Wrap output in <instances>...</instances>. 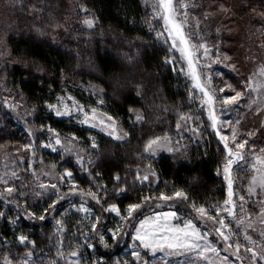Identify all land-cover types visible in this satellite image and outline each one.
<instances>
[{"label": "trees", "instance_id": "1", "mask_svg": "<svg viewBox=\"0 0 264 264\" xmlns=\"http://www.w3.org/2000/svg\"><path fill=\"white\" fill-rule=\"evenodd\" d=\"M186 1L199 0H174V8L182 12ZM211 1L192 8L195 20L214 10ZM218 1L233 7L244 50L264 39V0ZM0 3V40L11 60L0 79V142L7 147L0 159V264H66L73 253L81 264H140L136 254H145L132 230L148 213L172 209L202 228L197 209L209 217L222 210L225 152L170 49L155 0ZM63 106L69 114L57 116ZM92 109L115 119L126 140L81 123L82 111ZM53 136L83 149L88 162L43 148ZM161 137L180 154H142L146 141ZM41 165L64 172L47 194ZM178 191L183 203L160 199ZM131 205L140 207L129 216Z\"/></svg>", "mask_w": 264, "mask_h": 264}, {"label": "rangeland", "instance_id": "2", "mask_svg": "<svg viewBox=\"0 0 264 264\" xmlns=\"http://www.w3.org/2000/svg\"><path fill=\"white\" fill-rule=\"evenodd\" d=\"M155 1L157 4V16L161 20L170 49L177 56L182 72L188 80L196 100L203 111L205 123L215 130L224 149L225 160L220 170V175L224 180L226 199L221 205L222 210L218 209V211L210 215L211 218L208 215H201L199 213L202 228L196 224L194 216L187 217V215L178 213L172 209L155 210L148 213L134 225L132 230V240L139 245L145 254H136V259L140 264H264V216H261V210L264 209V189L257 187L256 194L254 195H250L248 192V189L252 187V177H259L261 172L264 171V168L257 163L258 157L264 159V151H261L264 149V87H258V85L264 84V76L260 75V69L264 68V39H258L255 46L244 50L238 40L239 36L237 37V34L241 31L234 22L233 7L221 1L217 2V0H212L209 3L214 7V10H207V14H203L199 20H195L194 15H191V13L193 12L192 8L195 13L198 12V8H204V4H200V0L197 2L190 1L191 3L186 1V7H183L184 10L182 12H178L176 6L174 8L173 0V8L176 14L174 22L167 25L168 30L166 31L163 19L164 10L160 8L158 0ZM191 5L192 7L190 8ZM2 7L3 4L1 5L0 3V9ZM218 13L224 17L223 21L210 18V15L216 17ZM80 15L83 23L90 19L83 18V11H81ZM177 24L181 26L186 43H181L180 36L177 34L175 28ZM200 25L202 28H198ZM201 29L202 34L198 31ZM169 32H171V35ZM258 32L264 37V27L258 28ZM225 34L231 38L228 40ZM232 37H234V40H232ZM174 42L177 45L176 48L172 47ZM180 49L185 50L183 56ZM205 49L208 51L205 52ZM7 53V46L0 40V63L2 62V66L0 65V79L1 75H4V71H6L4 69V65L6 66L5 61H11ZM189 53L191 54L190 56ZM189 59L192 60L195 75L199 78L198 81L192 78L191 73L193 69L189 68ZM250 78L252 80V87L256 90L245 93L236 104H225V97L235 96L236 92H244L248 87ZM197 82L214 97L211 105L203 103V101L207 100V97H205L199 88L193 86ZM70 109L63 106L59 111L68 113ZM210 112L214 113L216 117L215 129L212 127V120L209 118ZM81 115L83 121L87 118L86 125L98 129L116 141L123 142L126 140L127 137L119 127L117 121L106 113L92 109L82 111ZM25 130L29 135L31 134L32 138L35 136L33 129L26 128ZM234 131L235 141L233 140ZM117 136L121 137V139H116L115 137ZM221 136H225L228 139L222 141L220 139ZM164 138L161 137L159 144L154 146L155 154L145 151V146L150 140L146 141L141 147L142 154L155 158L161 154L175 151V144L169 138ZM57 140L60 141L59 144L56 143ZM243 141H247L245 147L243 149L238 148L237 143ZM225 143L232 150L234 154L232 157L228 156V149L224 146ZM43 148L45 147L43 146ZM6 149V145L0 142V159H2V156L6 158ZM50 149L61 152L64 158H69L77 165H82L89 160L83 149L54 136L51 140ZM175 152L178 155L180 154L179 149ZM236 153L241 154L244 158L237 159ZM228 159L235 161L230 168L233 203L225 205V201L229 198L228 180L225 179L226 174L224 172ZM150 171L152 172V170ZM63 175L64 172H58L52 166L43 167L41 165L38 178L44 180L46 194L48 191L55 189L52 185L57 187L61 183ZM150 179L156 180V177L151 176ZM174 194L171 195L172 199L164 200V202H184V198L176 199ZM224 207L230 208L234 215L229 216L227 212L223 211ZM172 213H175L174 217L170 215ZM166 214L169 216L167 223L175 227L183 228L188 221H191L201 233H207V240L199 241L202 248L211 246L217 251L215 253L205 251L204 256L206 258L201 259L199 255L201 249L186 252L183 249H170L168 247H164L161 250L156 246L157 244L166 243L161 239V236H171L173 233L157 232L156 236L151 240L152 246L148 248L143 246L141 240L134 238L142 221L149 220L151 222L156 217H160V223L163 224L165 223L164 217ZM221 218L225 222L224 228H221L218 222ZM218 228H221V231L225 235H229L230 238L227 242L216 231ZM149 231H152L151 224L149 225ZM245 236L251 239H245ZM237 244L241 245L238 254L236 252ZM247 248H251L257 253V256L252 258L251 252L245 250ZM228 255H231V257H228ZM66 264L81 263L78 261L77 255L72 254L67 258Z\"/></svg>", "mask_w": 264, "mask_h": 264}, {"label": "snow or ice", "instance_id": "3", "mask_svg": "<svg viewBox=\"0 0 264 264\" xmlns=\"http://www.w3.org/2000/svg\"><path fill=\"white\" fill-rule=\"evenodd\" d=\"M158 3H159V6L160 8H162L164 10L163 12V19H164V22H165V25H166V31L168 30L167 28V25H169L170 23H173L174 22V17H175V9L173 8V0H158ZM181 7H186V5H181ZM85 23L87 24V26L89 28L93 27V22L91 20H86ZM175 28H176V31H177V34L180 36V40H181V43H186V40L184 39L183 37V34H182V30H181V26L180 25H175ZM169 34L171 35V32H169ZM173 48H176L177 45L175 44V42L173 43L172 45ZM201 47H203V45H201ZM181 53H182V56L184 55V49H180ZM208 50L205 49V52H207ZM191 54L189 53V56ZM171 61H169L170 63ZM189 68L190 69H193L192 70V78L194 80H197L198 81V77L195 75V71H194V68H193V64H192V60L189 59ZM260 75L264 76V68H261L260 69ZM195 88H199V90L201 92L204 93L205 97H207V100L203 101V103H208L209 105H211L214 97L211 96L207 91H205L204 87L199 83H195L193 85ZM258 87H264V84H261V85H258ZM256 89L252 87V80L251 78L249 79V82H248V87L244 90V92H236V95L235 96H232V97H225L224 99V103L225 104H236L239 102V100L243 97V95L247 92H251V91H255ZM221 91H223V89H221ZM50 107H54V106H51ZM95 111V110H93ZM69 113L67 112H60V111H57L56 112V115L57 116H61V115H68ZM209 118L212 120V127L215 129L216 128V117L214 115V113L210 112L209 114ZM109 119H111L109 117ZM142 119V117L140 116H137V120H140ZM87 122V118L84 120V121H81V123H86ZM179 127V125H178ZM219 135V133H217ZM125 135H127V133H125ZM116 139H121V137L117 136L115 137ZM164 139H167V137H165ZM220 139L222 141H226L228 138L225 137V136H221ZM235 131H234V134H233V140L235 141ZM159 140L160 138H156L154 140H150L147 145L145 146V151L146 152H149L151 154H155V151H154V146L158 145L159 144ZM57 144L60 143L59 140L56 141ZM245 144H247V141H243V142H238L237 143V147L240 148V149H243L245 147ZM44 147H50V145H43ZM95 146V145H94ZM225 148L228 149V156L229 157H232L234 154L232 152L231 149L228 148V145L227 143H225ZM55 151V149H53ZM261 151H264V149H262ZM236 158L237 159H243L244 157L239 154V153H236L235 154ZM235 161L233 159H228V163L227 165L225 166L224 168V172H225V179L228 180V187H229V198L228 200L225 201V205H230L233 203L232 201V195H233V192H232V179H231V176H230V168H231V165L234 163ZM257 163H259L262 168H264V159H261V158H257ZM260 171V170H258ZM65 175L67 176H71L72 174L70 172H67L65 173ZM139 179V177H137ZM117 179H119V177H117ZM144 180H147L148 177L147 176H144L143 177ZM53 188H55L56 186L55 185H52ZM259 187L261 189H264V171L261 172V174L259 175V177L257 176H253L252 177V187H250L248 189V192L250 195H254L256 194V188ZM7 191L9 193H11L13 191V189L9 188L7 189ZM175 197L176 198H186L185 197V194L183 192H176L175 194ZM173 197L171 196H164V195H161L160 199L162 200H169V199H172ZM241 199H243V197H241ZM140 206L139 205H131L128 209V213H129V216L132 215V213L134 211H136ZM83 211H87V209H81ZM110 211H114V212H117V214L119 215V212L118 210L116 209L115 206H112V208L110 209ZM197 211L201 214V215H206V210L204 208H199L197 209ZM223 211L227 212V214L229 216H233L234 213L233 211L228 208V207H224L223 208ZM172 217L175 216V213H172L170 214ZM261 216H264V209L261 210ZM41 219H44V217H40ZM211 218V217H210ZM165 223L161 224L160 223V217H156L154 221H149V220H145V221H142L141 224H140V227L137 229V235L136 237H134L135 239H139L141 240V242L143 243V246L145 248H148V247H151V240L156 236L157 232H163V233H173V235L169 236V235H163L161 236V239H163L166 243L165 244H157L156 246L159 247L161 250L164 248V247H168L170 249H176V248H179V249H183L184 251H194L196 249H201L199 255L201 257V259H205L206 257L204 256V252L205 251H210V252H213L215 253L217 250L214 248V247H207V248H202L201 244L199 243V241H206L207 240V233H201L196 227L195 225L191 222V221H188L183 228H179V227H175V226H172L171 224L167 223V220L169 219V216L166 214L165 217ZM219 224L221 225V228H224L225 227V222H224V219L221 218L219 219ZM151 224V228H152V231H149V225ZM221 228H218L216 229L217 232L220 233L221 237H223V239L227 242L229 240V235H225V233L223 231H221ZM21 242L23 243L26 238L25 237H21ZM101 239H103V237H101ZM245 239H248L250 240L251 238L248 237V236H245ZM229 247H231V245H229ZM240 247L241 245L237 244L236 245V252L237 254L239 253V250H240ZM247 252H251L252 254V258H255L257 256V253L254 252L251 248H247L245 249ZM73 255H76V253H73Z\"/></svg>", "mask_w": 264, "mask_h": 264}]
</instances>
